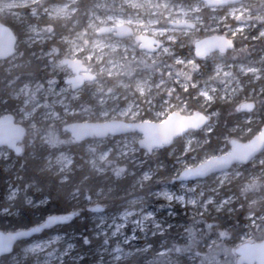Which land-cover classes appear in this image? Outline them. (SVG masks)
Returning <instances> with one entry per match:
<instances>
[{"label":"rangeland","instance_id":"rangeland-1","mask_svg":"<svg viewBox=\"0 0 264 264\" xmlns=\"http://www.w3.org/2000/svg\"><path fill=\"white\" fill-rule=\"evenodd\" d=\"M48 1L0 0V18L13 24L20 40L16 54L0 61V119L11 111L18 123L28 126L32 141L43 142L47 149L46 169L63 177L73 171L76 154L69 146L68 133H59V129L64 132L70 118L84 122L131 117L163 121L174 111L191 112L187 107L188 98H183L190 92L195 95L194 100L200 99L205 111L216 100L236 106L240 118L231 127L236 136L225 138L228 145L231 140L240 141L247 136L256 123L264 119L261 94L264 0H244L228 7L212 8L203 0H89L87 3L92 6L80 14L77 4L82 0ZM137 19L152 20L155 26L159 21L192 22L198 28L164 25L167 28L156 30V33L166 34L167 46L158 54L139 58L126 52L121 42L97 33L105 22L116 24ZM86 24L90 28L76 30ZM57 28L65 32L55 33ZM200 33L202 36H226L239 46L225 55L215 53L199 60L194 51ZM52 41L54 45L46 47ZM71 52L72 60L82 61L92 74L98 75L95 81H88L75 91L66 83V78L59 76L64 70L67 78L70 76L62 63ZM34 61L39 62L41 78L29 69ZM139 61L147 66L141 67ZM249 102L254 103V110L242 112L241 105ZM207 113L209 118L216 115L215 112ZM214 125L209 122L199 132L206 137ZM181 139L185 145L183 152H177L176 148L170 151L176 154L174 177L211 156L198 159L197 150L204 140L195 132ZM31 140L23 148L32 153L34 142ZM138 140L139 137L132 134L92 138L83 144L84 162L91 171L132 180L130 195L114 211L101 203L99 193L95 197L82 198L91 213L90 247L81 249L74 233L55 231L48 237L27 242L5 264L30 260L33 264H82L84 260V264H119L137 253H147L152 247L148 239L170 228L179 232V242L190 244L194 233L189 223L179 221L180 212L195 223L203 217L222 216L226 211L230 214L233 204L236 208L242 205L240 192L250 194V206L264 205V152L248 165L235 166L230 172L207 180L170 183L158 172L162 167L146 164L148 153L140 149ZM225 151L219 154L228 153L230 149ZM12 154L5 147L0 149L4 171L12 174L6 179V202L19 194L18 171L14 170L18 159ZM149 182L154 188H147ZM5 204L1 202L0 214L8 212ZM174 206L180 210L177 212ZM261 209L256 206L254 211L244 215L241 224L245 232L239 242L230 243L232 230H226L212 236L207 244L186 249L184 259L189 264H237L235 250L241 244L255 242L256 235L264 240V214H257ZM162 245L163 254L172 253L166 243ZM181 251L178 249L179 254Z\"/></svg>","mask_w":264,"mask_h":264},{"label":"trees","instance_id":"trees-1","mask_svg":"<svg viewBox=\"0 0 264 264\" xmlns=\"http://www.w3.org/2000/svg\"><path fill=\"white\" fill-rule=\"evenodd\" d=\"M89 0H82L78 5L79 14L83 11L89 10L92 6L87 3ZM0 22L10 25L13 29L14 26L9 20H3L0 18ZM57 27V24H54ZM52 44H48L46 47H52ZM239 43L236 42L238 47ZM31 61H33L31 59ZM38 63L31 62L30 71L37 73V78H41L40 66ZM28 72V71H27ZM29 73V72H28ZM32 75V74H31ZM263 86L262 97H264V81L261 82ZM187 97V107L190 111H200V112H212L216 113L215 116L210 118V122H214L213 131L204 137L199 131H196V135L202 137L204 144L201 149H198V159L202 160L204 156L211 155L218 156L220 152H226L225 149L230 148V142L228 145L226 136H236L231 132V127L235 125L236 121L239 120L240 113L236 111V106L231 102H221L216 100V102L210 104L208 111H205V107H202L200 99L195 98V95L188 92L183 95V98ZM8 112V114H10ZM186 113V112H185ZM12 115V114H11ZM14 115V114H13ZM17 121L18 118L16 117ZM74 121L70 118L69 122ZM26 126V125H25ZM28 127V126H27ZM264 127V119L256 123L253 130L245 137L241 138V141H249ZM30 129L28 128V131ZM59 133L63 134L62 130L59 129ZM69 146L72 151L76 154V161L73 165V171L69 172L66 177L62 174L54 173L51 170L45 168L44 157L46 156L47 149H45L43 142H39V139L31 140L32 136L28 133L24 143L21 144V152H13L12 156L18 159V165L14 170L18 171L17 182L19 186V194L12 201L6 202L4 199L7 189L6 179L11 177V172L7 173L4 171L5 162L0 160V204L1 202L7 203L9 207L6 214H0V231L3 232H17L20 230H28L29 228L39 226L51 215H68L75 211L74 218L68 219L65 223L59 226L50 227V229L43 230L34 239L48 237L55 231L60 233H74L77 235V241L79 245L82 246L81 249H87L90 247L89 235L91 222L89 217L91 216L90 210L86 209L85 203L82 201L86 195L89 197H95L97 193L100 194L99 200L103 204H107L109 209L112 211L116 210L117 206L120 205L127 199L131 193L132 180L128 177L115 178V176L110 177L107 174L97 175L95 172L91 171L88 165L84 162L85 152L83 149L84 142H75L69 134ZM34 142L32 147V153L28 148H23L24 144ZM43 144V145H42ZM224 147V148H223ZM176 148L177 152H183L185 145L181 138L176 139L175 143L163 150H156L154 154H148L146 157V164L150 167H162L158 170L167 182H173L174 179L180 174L178 173L176 177L174 161L176 154H171V150ZM209 157V158H210ZM20 168V169H19ZM212 177V176H211ZM209 177V178H211ZM179 183V182H178ZM149 182L147 188H154ZM157 186V185H156ZM264 187V183L262 185ZM158 187V186H157ZM156 187V188H157ZM155 188V189H156ZM238 187L237 191H239ZM152 189L151 191H155ZM246 192V191H245ZM147 194V193H146ZM241 195V200L239 207H235L229 214L227 211L219 215V217L207 216L203 217L198 223H195L191 219L185 218L180 213H178L179 221L182 223H189L194 237L191 243L184 245L181 241L179 242L177 236L179 234L175 228H170L163 234H158L153 238L148 239L152 247L145 254H136L128 258L126 261H122L119 264H189L186 259H184L183 254H186V249H196V246L207 244L212 239V236H218L226 230H232L231 242H239L245 232L244 215L247 212L254 211L256 206L262 208L257 214H264L263 203L250 206L251 199L250 194L244 192L239 193ZM80 198L75 199V196ZM45 201L46 203H42ZM79 202V203H78ZM238 203V202H237ZM236 203V204H237ZM174 210L178 212L180 210L177 206L173 207ZM195 223V224H194ZM219 233H218V231ZM256 241H261L262 238L255 236ZM91 241V240H90ZM166 243V247L172 249V253L169 255L163 254L162 244ZM26 244V242H19L13 250V254L18 253V251ZM178 249H182L181 253H178ZM82 252H85L83 251ZM11 255L3 258L0 264H5L8 262ZM86 263L82 261V264ZM19 264H33V262L25 261ZM67 264V263H66Z\"/></svg>","mask_w":264,"mask_h":264},{"label":"water","instance_id":"water-1","mask_svg":"<svg viewBox=\"0 0 264 264\" xmlns=\"http://www.w3.org/2000/svg\"><path fill=\"white\" fill-rule=\"evenodd\" d=\"M209 8L231 6L241 3L244 0H204ZM185 26H190L186 25ZM120 28V27H118ZM127 36V35H125ZM18 44L16 35L10 26L0 22V61L8 60L16 54ZM161 45L159 44V47ZM158 47V48H159ZM235 49V44L226 36L213 35L205 37L196 42L194 54L199 60H204L214 53L225 55ZM72 62V61H71ZM75 77L74 90L80 89L88 81H95L96 77L88 73L87 67H80L81 62L73 61ZM255 108L254 103L242 104L240 110L249 113ZM207 114L195 113L194 115H184L174 113L163 121H142V122H70L64 126L65 133L71 135L75 142H86L91 138L106 139L121 137L122 135L137 134L138 144L141 150L148 154H154L156 150H163L172 146L176 139L186 136L191 132L202 130L208 123ZM26 126L18 123L12 114L0 119V149L3 147L12 152L20 153L21 144L27 136ZM264 152V127L257 135L249 141L231 140L230 152L219 154L208 158L205 162L199 163L195 167L187 168L177 176L173 182L188 183L207 180L209 177L224 172H230L235 166L248 165L255 158ZM75 213L68 215H51L39 226L20 230L17 232L0 231V261L11 255L19 242H29L39 235L40 232L50 227L59 226L68 219L74 218ZM238 255L237 264H264V240L255 243H245L235 250Z\"/></svg>","mask_w":264,"mask_h":264},{"label":"flooded vegetation","instance_id":"flooded-vegetation-1","mask_svg":"<svg viewBox=\"0 0 264 264\" xmlns=\"http://www.w3.org/2000/svg\"><path fill=\"white\" fill-rule=\"evenodd\" d=\"M47 3H50V0ZM206 20H208V18H206ZM166 24H168L169 27L173 26L175 28H180V29L181 28H193V29H197L198 28L196 26V24L192 23V22L191 23H187V22H184V21H180V22H171V21L169 22V21H166V23H164L163 21H159V23L156 24L157 26H155V23H153L152 20H144V19L140 20V19H137L136 21H130V22H126V23H116V24H114L112 22H105V24H102L100 26V28H99L97 33L99 35H108L109 36L108 38H110L112 40H115V41L117 40V41L121 42V44L125 47L124 50H126V52H128V51L132 52L135 57L139 58V57H143V56H146V55L150 56V55L158 54V53H160V51L162 49H164L167 46L166 39L164 37L166 34H157L156 33V30L166 29L167 27L164 26ZM185 24L186 25H190V26H185ZM87 27L90 28V26H88V24H86V25H83V28H77L76 30L77 31L86 30ZM118 27H120V28H118ZM156 27H158V28H156ZM10 28L14 31V33L16 35V38H17V41H18V44H19L20 40H18V36L16 34V30H14L11 26H10ZM54 32L62 34L65 31H64V29H60L59 30L57 28ZM125 35H127V36H125ZM205 37H210V36H202V33H200V39L199 40H202ZM199 40H197V41H199ZM196 42H195V45H196ZM233 42H234V44L236 46V41H233ZM52 43L54 44L53 41H52ZM52 43H50V44H52ZM18 44L16 46V49L18 47ZM159 44L161 45L160 47H159ZM74 60H72V52L70 53L69 58L63 59V63H62L63 67L66 68V70L69 72L68 74L70 75L68 78L66 76V71L65 70H64V72H59L60 78L61 79L66 78V80H65V81H67L66 83L71 86L73 91H75L74 90L75 81H73L75 75H74L73 64H72ZM78 61H80V60H78ZM80 62H81L80 67H85V66L82 65V61H80ZM138 64H140V66L143 67V68L145 66H147L146 63L143 62V61H141V62L139 61ZM87 70H88V68H87ZM88 73H90L91 75L95 76L96 79L98 78L97 74L96 75L92 74L89 70H88ZM199 112L200 111H196V110L195 111H191L189 113L174 111L171 114L180 113V114H184V115L185 114L186 115H194L195 113H199ZM200 113H204V112H200ZM171 114H168L167 117L169 115H171ZM204 114L205 115L207 114V116L209 118V114L207 112L204 113ZM164 119L165 118H163V120ZM120 120L128 122V123H131V122H142V121H151V122L156 121V120L152 121L148 117H142V118L141 117L140 118L131 117L130 119H108V120H103L102 122L120 121ZM88 121H90V122H99L101 120L98 121V120L95 119V120H88ZM209 122H210V118H209L208 123ZM207 124L205 126H207ZM134 135L138 136L137 134H134Z\"/></svg>","mask_w":264,"mask_h":264},{"label":"bare ground","instance_id":"bare-ground-1","mask_svg":"<svg viewBox=\"0 0 264 264\" xmlns=\"http://www.w3.org/2000/svg\"><path fill=\"white\" fill-rule=\"evenodd\" d=\"M26 127H27V126H26ZM205 127H206V126H205ZM205 127H204V128H205ZM179 183H180V182H179ZM241 245H242V244H241Z\"/></svg>","mask_w":264,"mask_h":264}]
</instances>
